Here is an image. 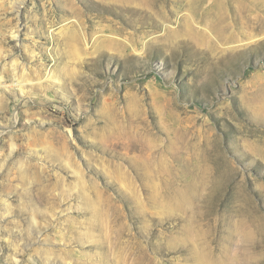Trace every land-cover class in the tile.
Masks as SVG:
<instances>
[{
	"label": "rangeland",
	"instance_id": "obj_1",
	"mask_svg": "<svg viewBox=\"0 0 264 264\" xmlns=\"http://www.w3.org/2000/svg\"><path fill=\"white\" fill-rule=\"evenodd\" d=\"M221 1L226 45L219 0H0V264H264V1Z\"/></svg>",
	"mask_w": 264,
	"mask_h": 264
},
{
	"label": "bare ground",
	"instance_id": "obj_2",
	"mask_svg": "<svg viewBox=\"0 0 264 264\" xmlns=\"http://www.w3.org/2000/svg\"><path fill=\"white\" fill-rule=\"evenodd\" d=\"M111 4L115 5L116 7L120 8L121 10H123L124 12H129L131 11V9L133 8H146L149 7L150 5H153V3H151V0H108ZM192 1L190 3H188V6L191 8H194V4H192ZM198 1V0H197ZM264 1V0H263ZM198 3V2H197ZM196 3V5H197ZM149 5V6H148ZM142 9V10H144ZM147 10V9H146ZM159 10V9H158ZM152 11V10H151ZM154 12V11H153ZM224 12V13H223ZM250 14V13H249ZM245 17V16H244ZM247 17V16H246ZM249 17V16H248ZM252 17V16H251ZM250 19V18H249ZM246 20V21H249ZM196 20L197 21H203V22H208L209 23V31L212 33L209 35V39H211L213 37V35H215L216 37L219 38V40L222 43H225L226 45V10H225V2L219 0V3H217L216 6V15L213 19L211 18H207L205 16H200L199 14L196 15ZM246 21H244L243 18V29H244V33H247L250 28H251V24L249 22L246 23ZM247 26V27H246ZM230 32V31H228ZM80 33V32H79ZM215 33V34H214ZM73 34V33H72ZM77 34V33H76ZM73 36V35H72ZM71 36V38H72ZM79 36H81L79 34ZM198 36V35H197ZM75 37V36H74ZM82 37V36H81ZM86 37V36H85ZM84 37V39H86ZM78 38V36H77ZM113 39V37H111ZM198 38H201L200 36H198ZM82 39V38H81ZM79 41V40H78ZM121 41V40H119ZM77 42V41H76ZM81 42V41H80ZM83 42V41H82ZM108 42V41H107ZM123 43H125L124 41H122ZM110 44V43H109ZM87 45V44H86ZM98 45V43L96 44ZM113 45V44H111ZM119 49H121V44H116ZM127 45V44H126ZM125 45V46H126ZM129 46V45H128ZM208 46H210L211 48H213L212 43H208ZM125 51V50H124ZM213 52H215V50L213 49ZM118 54V53H117Z\"/></svg>",
	"mask_w": 264,
	"mask_h": 264
}]
</instances>
